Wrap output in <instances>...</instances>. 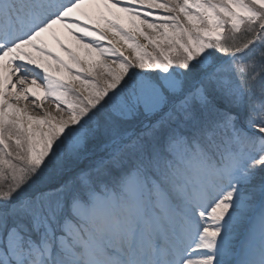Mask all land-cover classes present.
I'll return each mask as SVG.
<instances>
[{
  "label": "snow or ice",
  "instance_id": "6c2138e0",
  "mask_svg": "<svg viewBox=\"0 0 264 264\" xmlns=\"http://www.w3.org/2000/svg\"><path fill=\"white\" fill-rule=\"evenodd\" d=\"M0 264H264V0H0Z\"/></svg>",
  "mask_w": 264,
  "mask_h": 264
},
{
  "label": "bare ground",
  "instance_id": "6f19581e",
  "mask_svg": "<svg viewBox=\"0 0 264 264\" xmlns=\"http://www.w3.org/2000/svg\"><path fill=\"white\" fill-rule=\"evenodd\" d=\"M82 8L87 11L103 10L102 7L94 6L93 4H87V2L84 5H82ZM113 11H116L117 15L122 16V13H119L117 10L114 9ZM125 22L127 23V18H125ZM55 35L58 36L62 41H67L68 43H72L73 38L69 36L67 31L63 30V28L61 27L56 29ZM46 40L51 46L55 47L54 36L47 37ZM81 56H84V52H81Z\"/></svg>",
  "mask_w": 264,
  "mask_h": 264
},
{
  "label": "rangeland",
  "instance_id": "374dc122",
  "mask_svg": "<svg viewBox=\"0 0 264 264\" xmlns=\"http://www.w3.org/2000/svg\"><path fill=\"white\" fill-rule=\"evenodd\" d=\"M122 16H124V14L122 13ZM126 23V22H125ZM126 25H127V23H126ZM127 26H130V25H127ZM74 51H76V50H74ZM77 52V51H76ZM64 55V54H63ZM41 95V94H40ZM42 96V95H41ZM45 108H48V104H47V102L45 103Z\"/></svg>",
  "mask_w": 264,
  "mask_h": 264
}]
</instances>
